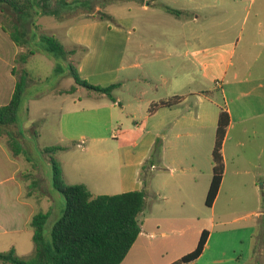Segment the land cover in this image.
<instances>
[{"label":"crops","instance_id":"obj_1","mask_svg":"<svg viewBox=\"0 0 264 264\" xmlns=\"http://www.w3.org/2000/svg\"><path fill=\"white\" fill-rule=\"evenodd\" d=\"M157 1L145 0L141 9L147 10ZM185 1L189 6L194 2L195 8L183 6L175 9L180 11L179 15L169 13L174 22H180L179 46L186 48L183 55L177 54L176 48L172 53L171 46L168 51L147 47L137 37V28H133L131 20H128L126 32L109 28L107 34L105 23L74 21L67 24L60 38L62 42L57 38L67 50L87 48L77 69L79 77L85 81L95 77L96 65L101 59H108L113 49L118 55L113 74L102 71L99 80H91L93 85L103 87L117 84L112 92L114 101L89 92L83 97L75 96V152L79 153H75V184H84L93 195L122 194L145 187L146 205L137 217L141 231L121 264H150V261L161 264L165 257L163 264H172L195 248L208 223L214 224L215 218L208 222L203 209L212 177L211 155L221 109L229 115L221 148L224 174L210 208H214L222 194L224 201L230 204L236 200L235 192L251 189L256 192L253 199L259 204V190L264 191V8L256 9L255 20L248 24L244 21L249 8L242 0L232 1L229 7L219 9L212 0ZM111 5L103 10L96 7L87 19L99 11L112 16L108 11ZM167 7L171 8L166 5L164 9ZM208 7L212 10V18L200 23L204 20L202 9ZM224 9L228 16L226 28H223L224 21L218 18L219 13L224 15ZM240 9L244 14L243 23H239V18L235 21ZM33 15V20L43 16L40 12ZM31 24L26 32L28 36L35 33V26ZM140 28L144 29L142 25ZM19 29L25 30L21 26ZM98 30L100 39L96 41ZM0 32L7 38L1 24ZM111 32L119 35V41L115 42L116 36ZM8 42L14 48L13 52L8 51L9 72L6 77L0 73V95H7L10 100L18 77L16 72L12 73L14 60L25 48L11 40ZM147 48L156 51L149 63L150 69L145 70L141 57ZM6 52L0 35V58ZM134 69L141 72L134 74ZM178 79H182L180 85L176 83ZM157 81L161 82L162 94L157 92ZM77 92L79 89L64 96L73 98ZM172 98H177L174 106L158 107L149 112L151 105ZM157 144H160V154L148 169L149 182L145 186L139 176ZM1 152L4 150L0 146V155ZM11 164L15 166L11 175L15 181V159ZM226 173L231 176L230 186H226ZM40 188L27 198L44 197L46 192H41ZM16 199L13 195L7 216L0 215V232H16L17 224L30 222L35 215L26 201ZM263 217L264 209H258L231 221L242 222L253 233L257 221ZM176 230L181 231L182 238L165 239L168 232ZM212 235L213 232H209L203 253L189 264L205 258ZM231 261L232 264H253L251 251L239 262ZM208 264L226 262L214 258Z\"/></svg>","mask_w":264,"mask_h":264},{"label":"rangeland","instance_id":"obj_2","mask_svg":"<svg viewBox=\"0 0 264 264\" xmlns=\"http://www.w3.org/2000/svg\"><path fill=\"white\" fill-rule=\"evenodd\" d=\"M106 1V0H102ZM108 1V0H107ZM137 0H114L111 6L108 8L109 13L112 15L110 18L104 17L91 18V12H94L96 7L103 10L101 3L93 4L92 9L84 6V0H43L44 7L50 10L61 12L58 16H39L33 20V13L30 19L24 26L25 31L29 30L31 22L35 23L34 32L55 34L60 39L67 24L70 22L86 23L89 21H95L99 23H105L106 34L110 29H120L126 32L128 20L133 23V28H137V37L144 41L148 47L150 45L160 49L169 50L168 46L173 49H177V54H184L186 48L179 46V25L180 22H174V18L165 12L164 6H170L174 9H182V7L189 6L185 0H179L177 2L169 0H158L156 3L148 6L147 10H142V1ZM235 0H212L211 3L215 4V8H227ZM243 5L249 8V13L246 15L245 23L250 24L255 20L254 13L258 8H264V0H242ZM251 2V3H250ZM68 3V5H64ZM246 3V4H245ZM250 3V4H249ZM189 7L195 8V3L191 2ZM247 10V9H246ZM222 11V10H221ZM226 12V10H223ZM35 12H39L36 8ZM245 13V12H244ZM97 14V13H95ZM212 10L208 7L202 9L201 16L204 20L200 23L209 22L212 18ZM221 21H224L223 28L228 25L226 20L227 14H220L218 17ZM230 18V17H229ZM239 20V23H243L244 14L242 9L235 16V21ZM231 19V18H230ZM20 19L11 16L10 11H0V24L3 25L8 32H14L15 27L19 24ZM229 24L232 21L229 20ZM143 22V23H142ZM237 22V21H236ZM32 25V24H31ZM140 25L144 29L140 28ZM199 25V24H198ZM110 28V29H109ZM133 30V29H132ZM116 36L115 42L119 41V35L115 32L110 33ZM226 34V33H225ZM229 34H231L229 32ZM1 44H5L7 52L2 53L0 58V73L3 77H6L10 69V62L8 54L13 52V44L10 41L9 34H1ZM135 39V35L132 36ZM100 39L99 30L96 34V41ZM102 39V38H101ZM33 44V43H32ZM75 55L70 58V62L75 66L77 72L78 67L83 61V57L86 51V47H77ZM2 51V50H1ZM9 51V52H8ZM156 49H146L142 54L141 59L145 70L150 69L151 59L155 56ZM171 53V54H172ZM141 54V55H142ZM129 55V53H128ZM118 55H116V49H113L108 59H101L96 65V69L93 70L95 77L88 79L86 82L93 85L94 82L99 80V76L102 71H110L113 74L117 66ZM15 64V63H14ZM88 66V65H87ZM55 60L43 53L36 52L29 56L27 63L23 65L20 62L15 64V72L17 76L23 75V68L27 69L29 73L27 75V86L22 95L21 104L17 114L16 125H13L4 131L12 132L18 140L19 145L23 149V153L20 155H14L12 150L7 144V136L3 133L0 136V146L4 153L0 155V215L7 216L9 208H11L13 195L17 196V201L28 203L32 208V214L40 212L49 213L48 219L43 228V237L46 243H51V229L54 223L60 218L64 211L65 203L63 196L55 190L52 184V166L50 159L59 165L62 170V177L64 185H75V96L83 97L88 91L81 87L74 85L73 79L70 77L67 71L62 74H56L54 72ZM88 67H91L89 64ZM152 67V66H151ZM25 69V70H26ZM141 70L134 69L133 73H140ZM79 76V74L77 73ZM97 76V77H96ZM177 80V84L180 85V81ZM155 84V83H154ZM103 87L101 85H95ZM155 86L157 92L162 94L161 82L157 81ZM72 87L79 89V93L74 94L73 98L64 96L66 91ZM9 97L7 95H0V106L8 103ZM85 129V127H83ZM77 130V129H76ZM81 131V130H80ZM34 132H37L35 135ZM77 140V139H76ZM79 142V141H78ZM160 150V144H157ZM47 147H61V150L45 153L44 149ZM79 151V150H78ZM16 162L15 181L12 179V171L15 166L11 164L12 160ZM9 161V162H8ZM9 171V172H8ZM231 176L226 173L225 180L226 186H230ZM149 182V181H148ZM147 182V184H148ZM260 186V183H257ZM37 187L46 192V195L41 199L36 200L35 195L27 198ZM148 187V186H147ZM149 191V187L147 188ZM260 189V188H259ZM39 191V189H38ZM261 194V203H257L255 199L256 192L251 189L250 191H237L235 192V201L228 204L224 201L223 194L216 202L213 209L204 207L203 211L206 214V219L210 222V219L215 218L214 224H207L206 230L213 232L210 240V249L206 252L205 258L196 262V264H208L214 258L221 259L226 264H232L239 262L243 256L250 253L252 248V233L251 230L245 228L242 222H232L231 220L249 212L256 211L258 209H264V191L259 190ZM43 196V195H42ZM254 196V197H253ZM259 205V206H258ZM223 216V217H222ZM221 217L223 219H221ZM3 221V220H2ZM224 221L225 223H220ZM31 222V221H30ZM17 224L16 232H0V252H7L9 249L14 248L16 255L27 261L30 259L33 253L34 245L32 240L33 230L31 223ZM227 222V223H226ZM165 237L167 240H178L182 238L181 231L168 232ZM167 257L162 259L166 260ZM231 259V260H230ZM255 260L264 264V252L260 255H256ZM153 264V262H149Z\"/></svg>","mask_w":264,"mask_h":264},{"label":"trees","instance_id":"obj_3","mask_svg":"<svg viewBox=\"0 0 264 264\" xmlns=\"http://www.w3.org/2000/svg\"><path fill=\"white\" fill-rule=\"evenodd\" d=\"M101 3L103 7L114 0H84V6L92 9L93 4ZM144 2L145 0H139ZM68 5V3H64ZM39 9L40 15L58 16L61 9L50 10L43 5V0H0L1 12L7 10L16 16L19 25L14 32L1 25L3 32L9 34L10 40L17 46L24 47L25 52L18 53L14 63L25 65L29 56L36 52L43 53L55 60L54 72L62 74L68 72L73 79L75 88L81 87L89 93L102 95L114 101L113 90L117 84L107 87H98L87 83L81 79L75 70V66L70 62L76 49L67 50L53 34L33 33L28 36L24 27L30 19L31 14ZM173 15H179L180 11L165 8ZM92 13V12H91ZM34 14V13H33ZM110 18L109 15L99 11L92 18ZM34 26L35 23H33ZM33 43V44H32ZM23 68V75L18 76L14 90L7 104L0 106V136L4 133L7 136V144L14 155L23 153L22 147L12 132L4 131L16 125L17 114L21 104L22 95L27 86V69ZM13 74L15 71L13 69ZM75 88L72 87L67 94H73ZM177 103V98L167 101H160L149 108V112L160 107H171ZM229 125V115L226 110L221 109L218 114L215 141L212 150V177L205 198V206L210 208L218 194L219 187L224 174V162L221 154L223 139ZM37 135V132H34ZM155 145L149 159L142 166L139 178L146 186L150 172L149 167L153 165L160 150ZM61 147H47L45 153L61 150ZM52 166V184L64 198V211L60 218L54 223L51 229V243L45 242L43 228L48 219L49 213H37L31 219L33 230V253L29 260L20 259L14 248L7 252H0V264H121L127 256L129 250L140 234V225L137 217L144 210L146 205L147 192L145 187L115 195H93L84 184L64 185L62 170L59 165L50 159ZM209 231L204 229L199 237L195 248L188 254L182 256L172 264H189L197 260L203 253L206 246ZM264 252V217L257 221V228L252 235L251 260L253 264H261L260 261L253 260L255 256Z\"/></svg>","mask_w":264,"mask_h":264},{"label":"built area","instance_id":"obj_4","mask_svg":"<svg viewBox=\"0 0 264 264\" xmlns=\"http://www.w3.org/2000/svg\"><path fill=\"white\" fill-rule=\"evenodd\" d=\"M153 168V167H152Z\"/></svg>","mask_w":264,"mask_h":264}]
</instances>
